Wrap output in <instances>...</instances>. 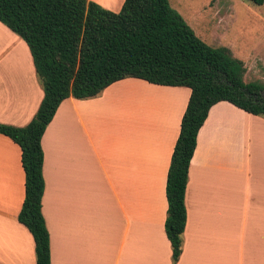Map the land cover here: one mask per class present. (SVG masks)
Masks as SVG:
<instances>
[{
    "label": "crops",
    "instance_id": "obj_1",
    "mask_svg": "<svg viewBox=\"0 0 264 264\" xmlns=\"http://www.w3.org/2000/svg\"><path fill=\"white\" fill-rule=\"evenodd\" d=\"M0 35V123L22 127L43 89L27 44L1 22ZM190 92L128 77L59 104L41 137L50 264H264V117L227 101L209 108L197 133L173 259L165 186ZM125 95L129 128L109 113L104 121L102 103ZM23 199L21 150L0 134V264H36L17 219Z\"/></svg>",
    "mask_w": 264,
    "mask_h": 264
},
{
    "label": "trees",
    "instance_id": "obj_2",
    "mask_svg": "<svg viewBox=\"0 0 264 264\" xmlns=\"http://www.w3.org/2000/svg\"><path fill=\"white\" fill-rule=\"evenodd\" d=\"M0 22L27 44L43 89L41 103L25 126L0 123V134L21 150L24 199L17 219L32 235L36 264H50L41 212L45 187L41 137L65 98L96 97L128 77L191 91L165 186V231L176 260L186 221L188 169L209 108L227 101L264 117V85L245 82L244 62L201 40L169 0H124L118 12L91 0H0Z\"/></svg>",
    "mask_w": 264,
    "mask_h": 264
},
{
    "label": "rangeland",
    "instance_id": "obj_3",
    "mask_svg": "<svg viewBox=\"0 0 264 264\" xmlns=\"http://www.w3.org/2000/svg\"><path fill=\"white\" fill-rule=\"evenodd\" d=\"M101 1L111 5L110 11L120 9L115 6L117 0ZM169 3L201 40L212 47L225 48L231 57L244 62L245 82L264 85V3L253 5L246 0H169ZM6 44L0 35V47ZM261 94L264 97V91ZM102 105L104 121V115L109 113L120 127H128L126 95L115 103L110 99Z\"/></svg>",
    "mask_w": 264,
    "mask_h": 264
},
{
    "label": "bare ground",
    "instance_id": "obj_4",
    "mask_svg": "<svg viewBox=\"0 0 264 264\" xmlns=\"http://www.w3.org/2000/svg\"><path fill=\"white\" fill-rule=\"evenodd\" d=\"M2 40V39H1Z\"/></svg>",
    "mask_w": 264,
    "mask_h": 264
}]
</instances>
